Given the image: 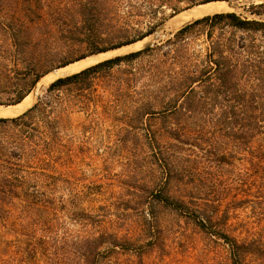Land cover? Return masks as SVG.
<instances>
[{
  "label": "trees",
  "instance_id": "16d2710c",
  "mask_svg": "<svg viewBox=\"0 0 264 264\" xmlns=\"http://www.w3.org/2000/svg\"><path fill=\"white\" fill-rule=\"evenodd\" d=\"M209 1L233 6L249 0H0V105L19 103L56 68L155 36L166 9L172 16ZM246 11L251 17L235 10L204 15L170 37L59 76L23 112L0 117V225H67L70 211L49 197L66 182L58 170L70 161L62 133L74 112L85 115L81 127L92 129L120 112L121 144L149 148L156 165L139 195L142 225H159L155 208L167 206L223 239L231 264H252L250 257L264 264V237L257 230L238 238L207 227L226 221L167 188L189 176L185 162L200 164L194 174L236 162L242 170L223 187L218 205L228 195L234 208L248 203L251 225H264V1H249ZM198 27L206 30L203 49L194 47L191 35ZM155 114L163 119L158 132L135 127ZM71 218L74 225H105L76 205ZM106 242L135 246L100 233L81 251L82 263L97 264ZM5 248L0 240V264H6Z\"/></svg>",
  "mask_w": 264,
  "mask_h": 264
},
{
  "label": "rangeland",
  "instance_id": "374dc122",
  "mask_svg": "<svg viewBox=\"0 0 264 264\" xmlns=\"http://www.w3.org/2000/svg\"><path fill=\"white\" fill-rule=\"evenodd\" d=\"M249 1H232L233 6L224 1L227 7L222 11L235 10L243 16L251 17L246 11ZM195 5L184 7L172 16H168L169 10L166 9L167 17L155 36L144 38L140 40L141 43L131 47L106 51L109 53L83 68L115 55L138 50L155 38L172 36L179 28L199 18L182 21L176 16ZM191 35L194 37V47L203 49L206 45V30L194 28ZM52 72L53 70L50 73ZM57 77L59 76L36 86L31 92L29 102L32 100V104L43 93L47 84ZM98 93L104 101L106 93L103 89L98 88ZM31 104L28 103L20 112ZM84 117L82 112L72 113L70 128L62 133V143L65 153L70 155V161L66 167L59 166L58 170L62 172L60 176L66 182H58V188L49 194L51 199L58 203L60 201V205L70 211V220L65 218L67 225H26L25 222L24 225H18L15 220L8 225H0V240H6V264H83L81 251L100 233H112L120 241L122 237L129 238L135 246L123 249L106 242L96 256L97 264H138L137 253H141L143 264H231L229 248L223 239L209 235L188 217L173 213L167 206L159 204L155 208L161 218L159 225H149V230L148 225H142L144 204L139 195L143 193V181L152 177L156 170L150 149L141 147L139 143L130 146L121 144L120 136H125L126 131L121 128L124 116L120 112L110 117L105 124L93 129L81 127ZM135 127L139 131L148 129L156 133L163 127V119L158 114L146 116L142 119V125L140 123ZM128 138H132L131 133ZM185 163L190 167L189 176L167 186L171 195L191 199L190 205L197 201L201 206L217 211V216L221 219L224 217L226 221L225 225L207 227L222 230L238 238L257 230L264 237V225L250 223L252 213L248 203L234 208L228 202V195L218 205V199L224 192L223 187L233 182L236 172L242 170H239L242 165L237 166L236 162L226 163L223 166L216 165L212 172L204 169L194 174L195 167L200 164H191V168L190 162ZM76 191L80 194L74 196ZM74 205L95 214L105 225H74L71 218ZM244 221L248 224L242 225ZM105 239L112 241L111 237ZM256 259L250 257V263L254 264Z\"/></svg>",
  "mask_w": 264,
  "mask_h": 264
},
{
  "label": "bare ground",
  "instance_id": "6f19581e",
  "mask_svg": "<svg viewBox=\"0 0 264 264\" xmlns=\"http://www.w3.org/2000/svg\"><path fill=\"white\" fill-rule=\"evenodd\" d=\"M226 7H227V4L224 1H210L207 3H203V4H197L191 8H188V9L180 12L179 14H176V16H178V18L180 20L184 21V20H189L191 18L204 16L205 14L222 11ZM141 42L142 41H138V42H135V43L123 46V47H131V46L137 45ZM108 53L109 52H101L98 54H94L92 56H88L86 58L79 59V60L74 61L72 63H69L63 67L55 69L52 73H48V74L44 75L38 81L36 86H39L41 84L46 83L49 79H51L54 76L67 75V74L77 72L78 70L82 69L85 65L102 58L103 56H105ZM33 91H34V89H33ZM30 96H31V93H29L24 99H22L17 104H12V105H8V106L0 105V116L8 117V116H14L15 114H18V112L22 111L27 106L28 103L31 104L30 102L32 100L29 102Z\"/></svg>",
  "mask_w": 264,
  "mask_h": 264
},
{
  "label": "water",
  "instance_id": "95a60500",
  "mask_svg": "<svg viewBox=\"0 0 264 264\" xmlns=\"http://www.w3.org/2000/svg\"><path fill=\"white\" fill-rule=\"evenodd\" d=\"M207 3V2H206ZM97 54V53H96ZM91 55H94V54H91ZM107 59V58H106ZM104 60V59H103ZM102 61V60H101ZM99 62V61H98ZM72 63V62H71ZM97 63V62H96ZM95 64V63H94ZM56 69H58V68H56ZM55 70V69H54ZM53 70V71H54ZM78 72V71H77ZM72 74V73H71ZM67 75H69V74H67ZM31 93V92H30ZM5 106V105H4Z\"/></svg>",
  "mask_w": 264,
  "mask_h": 264
}]
</instances>
